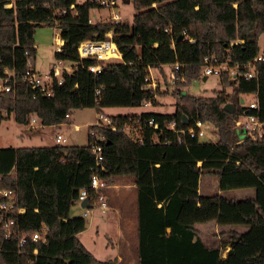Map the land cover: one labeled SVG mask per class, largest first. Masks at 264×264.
<instances>
[{
    "label": "trees",
    "instance_id": "1",
    "mask_svg": "<svg viewBox=\"0 0 264 264\" xmlns=\"http://www.w3.org/2000/svg\"><path fill=\"white\" fill-rule=\"evenodd\" d=\"M132 3L130 23L91 24L89 11L101 7L87 0H0V76L4 69L13 73L10 92L0 96V110L12 114L17 124L28 125L34 116L43 126H55L68 123L76 109L102 113L103 108H136L144 102L157 106L156 99L167 95L174 100L172 113L109 116L114 130L88 126L103 137L99 165L90 153L89 134L82 146L0 148V189L13 190L16 207L24 209L22 214H7L16 233L2 239L0 231V264H114L97 260L86 249L79 234L87 221L69 214L80 190L86 189L92 198L94 175L107 185L116 178H130L136 188L138 264H264V135L252 140L235 127L243 114L264 123V46L259 44L264 0ZM41 26L59 30L63 45L54 52L55 61L73 64L70 73H62L60 85L53 83L50 96L38 94L22 80L27 61L34 64L33 37ZM109 31L121 61L89 72L88 66L98 61L80 59L77 46L103 40ZM259 54L256 78L242 77L243 68L235 78L229 72L219 75L220 85L230 87V94L221 90L205 97L181 90L200 78L205 57L234 67ZM175 63L183 67L175 72L172 91L146 89L149 68L165 80L163 67ZM241 95L252 96L256 107H244ZM226 104L233 106L232 113L224 109ZM149 119L157 129L144 125ZM129 120L144 125L142 142L125 131ZM196 121L216 130V142L186 133ZM201 176L215 177L220 191L253 189L254 197L200 195ZM206 223L246 230L228 231L223 246L208 247L195 229ZM41 229L47 230L45 245L29 239ZM21 237L28 238L23 246L18 245Z\"/></svg>",
    "mask_w": 264,
    "mask_h": 264
},
{
    "label": "rangeland",
    "instance_id": "2",
    "mask_svg": "<svg viewBox=\"0 0 264 264\" xmlns=\"http://www.w3.org/2000/svg\"><path fill=\"white\" fill-rule=\"evenodd\" d=\"M94 13L100 15L99 23L111 21L113 19V15L110 13L119 15L120 22L130 23L134 14L133 3L132 0H129L128 3H126L125 0H116L115 8L110 10L103 8L91 10V16L92 14L94 16ZM57 33H59V30L54 26H41L35 30L33 38L34 43L37 46V50L35 53L33 67L40 73L49 71L54 65V52ZM259 44L261 47H263L264 40L260 39ZM120 61V59H111L107 63H120ZM163 70L166 75L165 80L161 77L156 69H153L152 71L153 80L156 82L155 89H159V91L167 90L170 92L173 90V88H175L174 81H171L170 79V70L167 67H164ZM181 90L184 93L190 95L205 97L215 96L216 93L220 92L221 90H223L226 94L231 93L230 87H223L220 85L218 75H209L204 81L202 78L194 80L187 87H182ZM242 96L244 95H241L240 98ZM247 100H253L252 96H248ZM156 101L157 106L150 105L149 107H144L142 105L141 107L136 108H103L101 112L105 116L109 117L111 115L113 116L118 114H139L146 111H153L163 114L172 113L174 111V100L171 96L167 95L164 97H158ZM97 114V111L93 108L72 110L70 119L73 120L74 124L78 125V129H74L73 126H70V130L67 128L57 130L55 127L51 126H43L42 128L40 126H37V128L33 126L30 128V130H27L24 126L17 124L13 119V115L10 114L0 122V148H30L49 146L53 144V136L56 134V132H60L66 136L69 145H85L87 141L86 134L89 132L87 126H92L95 123ZM34 121H36V118L31 116L29 123L32 124ZM216 140V130L212 126L207 125L206 136L202 138V141L216 142ZM130 181V178L122 177L116 178L112 184L119 185ZM198 193L200 195L221 194L223 197L233 200H242L254 197L253 189L220 191L218 187V180L215 177L210 176L200 177ZM103 196L107 206L108 204L109 206H112V204L119 205L117 196H114L113 200H111L109 197L106 198L105 193ZM83 211L84 209L80 207V203L76 202L71 207L69 214L71 217H82ZM89 211L92 213L85 218L87 221L86 230L79 234V240L89 252L93 253L95 258L98 260H104V257L107 254H110L109 248L113 246V241L117 238V220L114 216V211L111 209L101 212L98 206H94L93 209H90ZM92 222H94V224H92ZM95 224L97 225L98 229H96ZM197 225L200 227V231L197 230L199 232L200 239L204 242V244L206 242L205 245H209L208 247L223 246V244L228 241V231L237 230L240 227L244 228L242 226H229L223 228V230L220 228L218 230V234H216L214 230L210 228V226H204L203 224ZM96 230H98V235L96 234ZM104 233L106 235H104ZM217 237H219V241H215V239L217 240ZM108 262L112 263L110 261Z\"/></svg>",
    "mask_w": 264,
    "mask_h": 264
},
{
    "label": "built area",
    "instance_id": "3",
    "mask_svg": "<svg viewBox=\"0 0 264 264\" xmlns=\"http://www.w3.org/2000/svg\"><path fill=\"white\" fill-rule=\"evenodd\" d=\"M89 3L97 5L103 9H113L116 6V0H87ZM8 4L6 7H10ZM73 5H71V8ZM64 14V11H62ZM90 23V20H88ZM114 22H119V16L117 14H113ZM167 31V30H165ZM185 31H182V35L184 36ZM105 38L100 41L93 40H85L79 43L77 46V53L80 59H94L98 61L97 64L89 65L88 71L92 73H98L103 65L110 61L111 59H117L116 55H118V50L115 44L112 42V31H109L105 34ZM260 39L264 40V33L260 35ZM63 45V41L59 38L56 39L55 42V51H60ZM262 59V55L259 54L247 64H243L240 66L229 67L227 62H218L215 57H205L203 59L202 69L200 73V78L204 76L207 77L209 75H220L222 72H229L233 78L238 74V69L243 68L245 71L240 74L245 79H254L256 78L257 71L255 68V63ZM65 61H55L53 67L46 72L40 73L35 71L33 65L30 61H27L26 66L27 69L22 77V80L38 94L42 96H50L51 95V87L54 82L60 85L62 83V73H70L72 70V66L63 64ZM170 66V79L174 81L175 72L180 70L183 66L179 64H171ZM151 69L149 68L147 71V75L145 77L146 81V89L154 90L156 88V82L153 80L151 76ZM13 78L12 71L8 69H4V76H0V96L4 93H8L11 90V86L9 84V80ZM98 90L96 91V94ZM250 95H244L240 99H243V106L253 109L255 108L254 100H247V97ZM144 106H149V102H144ZM8 116L7 112L4 110H0V122L4 120ZM144 124V123H143ZM97 128H105L114 130L115 128L112 126L111 121L108 116H105L103 113H98L96 117V121L93 124ZM92 125V126H93ZM144 125L148 127H152L153 129L158 128V124L154 123L153 119H149ZM139 122L129 120V123L125 125V131L128 134H132L137 142H142L143 138L140 133L144 128ZM206 124L201 123L200 121H196L193 126L188 127L185 131L190 136H196L199 141L202 140L204 136H206ZM235 127L237 131L251 138L252 140L260 139L264 135V123L260 122L254 115H246L243 114L239 116V118L235 121ZM169 129L174 128V123H170L168 125ZM184 131V132H185ZM88 134L92 137V140L89 141V149L90 153L93 155L96 165H99L102 160V147L101 143L103 142L102 135L97 134L95 131H89ZM153 142H157V138H152ZM56 146H63L66 143V140L61 135H56L54 137ZM106 187V184L103 179L92 176L90 180V190L92 191V198H90L89 193L86 189H82L79 192L77 197V202H81L84 199L89 200L90 208H86V211L89 212L91 208L94 206H98L101 211H106L108 209L106 202L104 201V196L101 192L102 189ZM98 204V205H97ZM22 214L24 213L23 208L16 207V195L13 190L9 189H0V231L2 235V239H9L16 233V229L14 228V221L12 218L8 217L7 214ZM47 230L41 229L38 232L33 233L30 236V241L34 243H40L45 245L47 243ZM27 237H21L18 240V245L23 246ZM37 250H33V254L36 255Z\"/></svg>",
    "mask_w": 264,
    "mask_h": 264
},
{
    "label": "crops",
    "instance_id": "4",
    "mask_svg": "<svg viewBox=\"0 0 264 264\" xmlns=\"http://www.w3.org/2000/svg\"><path fill=\"white\" fill-rule=\"evenodd\" d=\"M128 2H129V0H128ZM128 2H126V3H128ZM91 10H95V9H91ZM91 10L89 11L90 23L91 24L99 23L100 22V20H99L100 15L97 13H94V16L92 14V16H93L92 17L91 16ZM110 14L113 15V13H110ZM119 20H120V17H119ZM56 37H57V40H59V33L56 34ZM35 48L37 50L36 45H35ZM118 56L119 57L117 59H120L121 55L119 52H118ZM63 64L70 65L73 67V64H71L70 62H65ZM164 67H167L169 70L171 69L170 66H164ZM35 71H37V70L35 69ZM152 71H153V69H151V71H150L151 76H152ZM37 72H39V71H37ZM169 75H170V73H169ZM149 106H144V107H149ZM146 112H148V111H146ZM151 112H153V111H151ZM118 115H121V114H118ZM129 115H135V114H129ZM34 122L32 124L29 123L30 125L28 124V125H22V126H24L27 130H30V128H32L33 126H35V128H37V126H40L41 128L43 127V125H41L39 123V120L37 118H36V121H34ZM70 126H73L74 129H78V125L74 124L73 120H71L70 116H69V122L68 123H62V124L51 126V127H55L57 130H61V129H66V128L69 129ZM44 127H47V126H44ZM87 128H88V126H87ZM56 135H61L62 137L65 138L66 143L63 146H69V143L67 141V137L64 136L60 132H56V134L53 136V144H51L49 146L55 145L54 137ZM87 137L88 136L86 134V140H87ZM86 143H87V141H86ZM101 192L103 193V195L105 193L106 198L109 197L111 200H113L114 196H117L118 197L117 201H118L119 205L112 204V206H109V204H108V206H107L108 209L106 211H108L109 209L114 211V216L116 217V220H117V229H116L117 238L113 241V246H111L109 248L110 254H107L104 257V260H99V261H101V262L110 261L114 264H138V257H137V249H138L137 191H136L134 184L132 183V181L122 183L119 185H117V184L107 185L106 184V187L104 189H102ZM106 198H105V200H106ZM79 203H80V207L84 209V211L82 212V217L86 218L88 215H91L92 212H90V211L87 212L86 207H82L81 202H79ZM91 209H93V208H91ZM101 212H103V211H101ZM92 224H94V222H92ZM203 225L204 226H210V228H212L216 234H218V230L220 228H221V230H223V228L229 227V226H223V227L218 226V225H215L214 223H206ZM95 227H96V229H98L96 224H95ZM195 229L199 230L200 227H198V225L196 224ZM245 230H246L245 227L244 228L240 227L237 230H233V231L242 233ZM83 232H81V233H83ZM166 232H169V228L166 229ZM96 234L98 235V230H96ZM104 235H106V234L104 233ZM215 241H219V237H217V240L215 239ZM205 244H206V242H205ZM226 248L227 249L222 254V259L226 258V251L228 250V247H226Z\"/></svg>",
    "mask_w": 264,
    "mask_h": 264
},
{
    "label": "water",
    "instance_id": "5",
    "mask_svg": "<svg viewBox=\"0 0 264 264\" xmlns=\"http://www.w3.org/2000/svg\"><path fill=\"white\" fill-rule=\"evenodd\" d=\"M126 2H128V0H126ZM182 39H183V35H180V36L178 37V41H179V40H182ZM202 79L205 80L206 77L204 76ZM240 103H241V104L243 103V99H240ZM224 109H225L228 113H232V112H233V106H232L231 104H226V105L224 106ZM184 121H185V117H184ZM81 206H82V207H86L87 209L90 208L89 200L86 198V199H84L83 201H81Z\"/></svg>",
    "mask_w": 264,
    "mask_h": 264
},
{
    "label": "bare ground",
    "instance_id": "6",
    "mask_svg": "<svg viewBox=\"0 0 264 264\" xmlns=\"http://www.w3.org/2000/svg\"><path fill=\"white\" fill-rule=\"evenodd\" d=\"M116 57L118 58V55H116Z\"/></svg>",
    "mask_w": 264,
    "mask_h": 264
}]
</instances>
